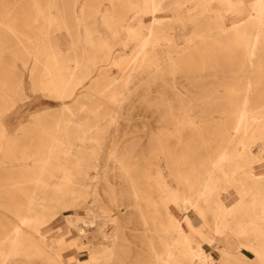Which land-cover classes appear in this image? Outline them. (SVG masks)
Masks as SVG:
<instances>
[{
  "label": "bare ground",
  "instance_id": "6f19581e",
  "mask_svg": "<svg viewBox=\"0 0 264 264\" xmlns=\"http://www.w3.org/2000/svg\"><path fill=\"white\" fill-rule=\"evenodd\" d=\"M108 1L109 6L104 10L100 6L92 7L86 0L81 8H73V31L62 8L58 7L61 0H45V8L40 7L39 0L34 1V22L42 18L40 35L44 38L30 41L25 48L34 58L35 68L30 70V75L33 77L36 70L40 73L38 90L61 102L62 114L49 133L48 151L39 148L30 155L23 150L21 157H14V152L19 149L22 135H10L0 119V166L11 172L18 170V182L32 185L18 186L20 191H29L30 196L26 203L10 210L14 218L9 222V231L0 235V264H17L20 256L62 264L66 240L61 237L48 243L42 229L62 210L76 207L85 197L82 191L88 189L79 185L88 180L85 168L90 165L83 164L86 156L78 153L77 148L81 145L90 150L87 158H92L94 167L98 166L105 135H110L113 128L116 131L115 125L124 119L131 84L140 80L137 76L155 73L163 62L175 75L176 68L180 67L176 63L178 54L195 49L206 39L218 37L227 38L232 50L237 46L243 53V66L256 69L257 75L252 77L247 72L235 109L221 113L227 115V121L230 116L233 118V132L229 131L227 121H223L220 137L206 139L207 143L217 146L215 154L195 159L184 154L175 160L176 154L167 148L161 149L169 167L177 163L187 167L169 168L171 182L160 167L155 172L157 197L149 203L165 214L158 232L163 249L156 254V261L157 264H264V171H257L264 163V92L258 95L259 103H251L253 85H264V0H124L123 11L117 10L118 0ZM78 3L79 0H73V4ZM54 10L57 15L53 14ZM162 13L170 15L160 16ZM95 17L104 31L97 27ZM145 17L150 19L145 21ZM16 21L9 11L0 24L21 42L27 36L17 29ZM203 24L207 28L193 31V39L187 40L186 46L174 45L177 28H196ZM54 32H65L68 42L61 46L53 37ZM117 46L121 48L120 53L114 54ZM127 48L131 50L129 56L124 52ZM113 68L119 70V78L113 76ZM0 98L8 106L0 110L1 118L17 101L8 94ZM204 113L197 112L195 117ZM180 116V119L173 117L178 133L188 126L198 135L207 132L205 126L191 119L190 112L183 110ZM109 141L113 139L109 137ZM109 154L121 161L115 149ZM71 159L75 160L74 164L69 163ZM28 160L33 161L32 165L27 164ZM249 166L254 167L252 171L242 175L241 171ZM72 167L74 171L70 170ZM124 170L128 173V169ZM252 177L255 178L251 180ZM93 192L98 193L96 188ZM258 205L261 211L257 214ZM0 207L6 205L0 202ZM171 207L180 212V219L172 215ZM98 210L103 208L98 206ZM65 215L70 225L79 221L68 212ZM98 230L105 241L114 240L115 232L108 236L102 224ZM228 235L232 239L229 245L222 240ZM110 248L103 244L90 250L93 264H105L111 255ZM214 252L219 255L218 259L213 257Z\"/></svg>",
  "mask_w": 264,
  "mask_h": 264
},
{
  "label": "rangeland",
  "instance_id": "374dc122",
  "mask_svg": "<svg viewBox=\"0 0 264 264\" xmlns=\"http://www.w3.org/2000/svg\"><path fill=\"white\" fill-rule=\"evenodd\" d=\"M34 1L0 0V21L6 20L7 12H12L17 19L14 23L17 29L24 31L27 36L21 38L20 42L0 24V95H12L17 101L0 119L7 126L10 135H22L19 136V149L15 150L14 157H21L23 150L30 155L35 154L39 148L47 152L50 144L49 133L54 130L53 124L61 120L62 114L61 102L46 97L38 90L40 73L36 70L33 77L30 75V70L35 68L34 58L25 52V48L30 45V41L44 38L40 35L42 18L34 22ZM39 1L40 7L47 6L45 0ZM84 1L79 0L78 4H73V0H61L58 4L72 31L75 27L72 9L81 8ZM86 1L92 7L100 6L103 10L109 6L108 0ZM116 5L119 7L117 10L120 11L121 8L123 11L124 0H118ZM53 14L57 15V11L54 10ZM86 14L89 15L90 11H86ZM169 15L170 13H162L160 16ZM149 19L144 18L145 21ZM95 22L104 31L98 17H95ZM226 23L230 24L229 21ZM205 26L203 24L196 28H177L174 45L179 48L186 46L187 40L193 39V31H201ZM53 37L61 46L69 39L65 32H54ZM229 44L230 41L225 37L206 39L199 42L195 49L177 55L176 63L180 67L176 68L175 75L171 74L170 67L163 62L155 73L145 77L143 74L137 76L140 80L131 84L130 99L126 101L128 111L123 115L124 119H120L115 125L116 131L113 128L110 135H105L98 166L94 167L92 158H87L90 150L81 145L77 148L78 153L86 156L83 164L90 165L85 168L89 173L88 180L81 181L83 186L79 185L88 189L82 191L85 197L76 207L62 210L42 229L48 243L61 237L66 240L62 251V264H93L95 261L89 258V252L103 244L111 246V255L105 259V264H157L156 254L163 249L158 232L165 214L161 208L155 209L149 203L157 197L155 172L160 167L163 175L171 182L168 177L170 169L187 167H183L182 163L169 167L161 149L167 148L176 154L175 160L184 154L192 159L215 154L217 146L207 143L206 139L220 137L221 123L227 121V115L221 113L235 109L243 92V78L247 72L250 71L252 77L257 75L256 69L243 66L242 51L237 46L234 50L230 49ZM120 49L117 46L114 54H119ZM156 51L160 54L162 52L160 48ZM124 52L127 56L131 54L129 48ZM24 63H27L26 68ZM112 73L113 76L120 77L118 69L113 68ZM123 75L127 76V70ZM253 87L251 103L254 105L260 102L258 95L264 92V85L254 84ZM4 104L0 98V110L8 109ZM183 110L190 112L191 119L199 125L205 126L207 132L204 135L196 134V130L188 125L182 133L177 132L173 117L180 119ZM197 112L205 113L195 117ZM79 118L82 119L83 116L79 115ZM226 125L233 132L231 116ZM22 128L26 131H20ZM69 136L74 138L76 135ZM109 137L113 139V145ZM76 143L81 144L80 141ZM90 145L94 146L91 143ZM112 148L121 155L120 162L110 157L109 151ZM61 154L64 155V152ZM32 162L28 160L27 164L32 165ZM69 163L74 164L75 160L71 159ZM253 168L249 166L241 174H249ZM70 170L74 171L75 168ZM257 171H264V163L257 167ZM19 178L18 170L11 172L0 166V202L7 207H0V235L9 231V222L14 218L10 210L26 203L30 196L29 191H20L18 186L20 184L25 188L31 187V183H20ZM172 185L176 186V183L172 182ZM95 188L98 192L96 194L92 193ZM98 206L103 210H98ZM260 211L261 206L258 205L255 212L258 214ZM67 212L79 219L75 225L67 223ZM170 212L176 218H181L176 208L171 207ZM99 224L103 225L108 236L115 232L114 240L103 239L99 234ZM222 240L229 245L232 239L228 235ZM213 257L218 259L219 255L214 252ZM17 264L49 263L37 257L20 256Z\"/></svg>",
  "mask_w": 264,
  "mask_h": 264
}]
</instances>
